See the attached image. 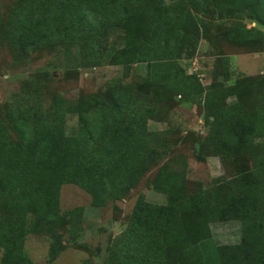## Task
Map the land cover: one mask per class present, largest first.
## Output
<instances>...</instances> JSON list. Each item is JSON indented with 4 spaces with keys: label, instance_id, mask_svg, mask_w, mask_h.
Wrapping results in <instances>:
<instances>
[{
    "label": "trees",
    "instance_id": "16d2710c",
    "mask_svg": "<svg viewBox=\"0 0 264 264\" xmlns=\"http://www.w3.org/2000/svg\"><path fill=\"white\" fill-rule=\"evenodd\" d=\"M165 0H23L13 10L3 39L17 54L77 45L96 31L125 33L124 47L94 51V66L164 63L167 72L155 83L185 101L205 109L207 137L198 142V154L221 160L226 177L220 183L186 185L188 164H167L154 189L167 197L156 205L141 196L122 241L106 264H205L202 243L212 237L211 224L238 221V245L220 246L215 264H264V110L254 99L264 97L251 78L233 86H203L176 63L197 44L196 18L183 7L170 8ZM252 7V0H232ZM201 3H199V6ZM195 7V3L192 2ZM197 8V5L196 7ZM259 10L257 7H254ZM235 41H252L256 29L242 30ZM165 66H163L165 68ZM166 102L167 97H159ZM9 115L18 140L0 117V249L1 264H34L25 249L28 229L46 233L54 243L50 260L63 247L58 229L60 191L73 184L101 207L122 200L132 183L162 159L144 137L135 104L128 97H98L79 107L81 123L99 115L88 128L98 134L69 135L61 113L45 112L40 104L14 102ZM141 108L139 107V111ZM152 117L159 113L150 108ZM158 114V115H157ZM138 117V115L136 116Z\"/></svg>",
    "mask_w": 264,
    "mask_h": 264
},
{
    "label": "rangeland",
    "instance_id": "374dc122",
    "mask_svg": "<svg viewBox=\"0 0 264 264\" xmlns=\"http://www.w3.org/2000/svg\"><path fill=\"white\" fill-rule=\"evenodd\" d=\"M21 1L0 0V117L9 137L18 140L8 111L14 102L36 103L45 112L61 113L67 134L78 136L98 134L88 128L91 121L99 119L96 113L87 118L88 123H81L82 103L98 97L108 100L128 97L138 115H129L128 122L134 118L141 120L144 137L162 153V159L131 184L124 199L110 200L101 207H95L92 196L77 185H63L59 205L63 223L58 229L61 239L55 244L63 249L54 261L50 260L53 239L46 233L28 229L25 249L34 264H106L113 250L120 246L139 198L144 196L156 205L166 203L167 197L154 189L156 178L166 164L175 169L180 167L178 160L187 162L186 185L190 191L199 184L210 187L222 182L226 170L219 158L204 159L198 154V142L208 135L203 106L196 101H185L154 82L167 72L164 63L131 68L112 66L108 62L94 66L90 57L83 56L90 55L92 46L98 52L122 49L124 31L106 33L98 29L93 38L85 37L77 45L35 50L25 56L13 51L3 36L14 8ZM164 2L170 8L183 7L196 18V47L176 61L187 74L195 76L205 87L233 86L247 77L264 92V0H252V7L235 5L232 0ZM239 27L256 29L253 40L235 41ZM162 96L167 97L165 103L159 100ZM256 100L264 110V97ZM145 108L159 115L152 117L150 110L144 112ZM259 142L264 144V139ZM211 231V239L201 245L202 251L210 255L205 264H215L220 246L238 245L242 238V225L238 221L213 223ZM2 256L0 249V264Z\"/></svg>",
    "mask_w": 264,
    "mask_h": 264
}]
</instances>
